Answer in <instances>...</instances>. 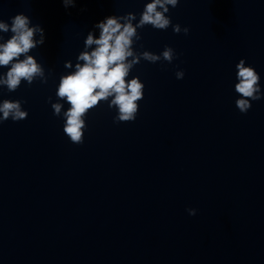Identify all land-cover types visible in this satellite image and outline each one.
<instances>
[{
    "label": "clouds",
    "instance_id": "obj_1",
    "mask_svg": "<svg viewBox=\"0 0 264 264\" xmlns=\"http://www.w3.org/2000/svg\"><path fill=\"white\" fill-rule=\"evenodd\" d=\"M62 2L68 8L74 7L76 0ZM179 3L180 0H150L145 4L137 23H134L137 15L133 12L110 15L94 25L99 29L98 37L91 31L87 34L75 70L60 77L56 89L57 102L51 103V97L48 98L53 114L63 117L64 134L72 143H84L87 115L101 102L116 109L114 122L135 121L145 85L138 76L128 79L132 69L141 60L155 64L161 60L171 63L177 58L175 50L167 45L160 54L147 50L138 52L134 47L141 40L138 30L149 25L156 30L172 27L175 34L183 32L187 35L189 28L173 24L167 15L170 7L176 8ZM9 32L12 35L7 40L0 35V68H7L6 73H0V87L15 92L22 82L29 86L36 80L47 83L44 67L35 56L29 54L44 44V29L39 24L33 25L29 16L20 13L11 18L10 24L0 20V33ZM65 67L73 68L72 62L66 61ZM235 67L237 83L234 87L238 95L235 105L241 113L246 114L252 106L251 101L262 98L260 74L253 66L247 65L244 59ZM184 74L183 70L175 73L177 79H183ZM60 101L69 105L67 110H63L64 104ZM23 103L26 101H0V123L9 119L15 122L26 119L28 112L23 109ZM188 212L189 215L196 214L195 209H188Z\"/></svg>",
    "mask_w": 264,
    "mask_h": 264
}]
</instances>
